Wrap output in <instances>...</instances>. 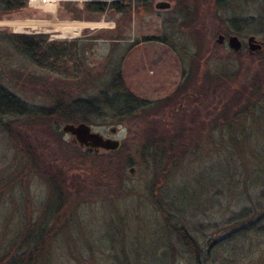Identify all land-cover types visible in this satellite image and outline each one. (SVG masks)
<instances>
[{
    "label": "rangeland",
    "instance_id": "rangeland-1",
    "mask_svg": "<svg viewBox=\"0 0 264 264\" xmlns=\"http://www.w3.org/2000/svg\"><path fill=\"white\" fill-rule=\"evenodd\" d=\"M161 1L170 6L157 7ZM121 2H132L131 14L86 11L85 0L56 7L27 0L17 12L0 11V83L29 105L96 95L118 69L134 95L154 103L126 122L108 112L86 122L120 140L118 149L97 152L62 131L85 122L79 118L0 119V245L16 236L31 208L33 220L58 219L49 264H198L173 223L199 242L202 264H264V233L256 229L212 251L209 243L264 213V109L241 107L264 81V55L246 45L249 35L264 41V0H151L148 10ZM55 23L79 31L63 35ZM235 29L244 40L238 51L218 42L219 33ZM37 33L79 39L81 70L39 68L9 39ZM27 145L40 161L17 178ZM53 170L65 199L52 187Z\"/></svg>",
    "mask_w": 264,
    "mask_h": 264
},
{
    "label": "trees",
    "instance_id": "trees-1",
    "mask_svg": "<svg viewBox=\"0 0 264 264\" xmlns=\"http://www.w3.org/2000/svg\"><path fill=\"white\" fill-rule=\"evenodd\" d=\"M27 0H0V11L3 14H12L26 7ZM142 5L146 10L152 7L151 0H135ZM85 10L95 13L103 14L108 10H113L117 13L131 14L132 2L124 4L121 0H85ZM241 23H246L238 19ZM237 25V24H236ZM232 32L239 33L238 29ZM9 39L15 49L24 55L30 62L39 68L56 73L69 72V75H75L81 70L82 65L77 64L76 57L79 56L82 44L79 39L76 40H51L46 34H10ZM71 63V64H70ZM74 67L72 70V65ZM264 67V63L261 65ZM75 72L74 74L71 73ZM259 84L258 82H254ZM251 98V99H250ZM250 103L241 106L244 110L254 112L256 110L264 109V81L261 82V87H255L250 97ZM153 102L144 100L134 95L126 86L121 70H116L111 79L104 87L100 88L96 95L90 97H79L70 103L57 102L50 108H36L29 105L14 91L0 83V119L7 118L8 120L50 118L59 116L60 118H74L89 122L94 116L102 117V114L109 113L113 119H118L120 122H126L129 117H136V114L148 109ZM28 159L22 163L20 174L17 178H22L27 175L34 167L37 170L38 161L40 157L32 155L30 147L26 146ZM89 153V152H88ZM87 153V154H88ZM37 159V162H36ZM172 160L173 158L170 157ZM52 179V187L60 191L62 195H67L63 189V182L56 180L59 172L53 170L50 172ZM56 180L57 182H55ZM261 186V193L264 196V179L258 180ZM3 183V182H2ZM0 185V192L3 190ZM64 191V192H63ZM157 193V190L155 191ZM57 203V201H56ZM67 204V199L57 206L58 210L62 205ZM48 205V204H47ZM55 202L50 206V211L55 208ZM27 221H24L23 226L18 229L16 236L8 241L6 244L0 245V264H49L48 260L52 247L55 243L53 233L56 231V224L58 219L33 220L31 208L28 210ZM53 211V210H52ZM52 213V212H51ZM50 213V214H51ZM164 215H167L163 211ZM245 214V213H244ZM166 217V216H165ZM246 220V219H245ZM242 220L239 223H242ZM245 225L235 228L224 237L222 240L215 239L209 241L211 251L218 247L222 241L233 239L238 236L240 232H247L252 229L264 233V225L258 226L260 222H264V213L254 222L247 219ZM250 221V223H248ZM256 222V223H255ZM244 224V223H242ZM172 227L176 231L179 239L184 246L189 250L198 264H202L201 250L199 242L191 235L186 226L178 223H173ZM53 238L54 243H49ZM49 261V262H48Z\"/></svg>",
    "mask_w": 264,
    "mask_h": 264
},
{
    "label": "water",
    "instance_id": "water-1",
    "mask_svg": "<svg viewBox=\"0 0 264 264\" xmlns=\"http://www.w3.org/2000/svg\"><path fill=\"white\" fill-rule=\"evenodd\" d=\"M156 6L159 8H168L170 4L168 2H157ZM224 39V35L219 34L218 42H222ZM228 45L231 49L238 51L241 49L242 44L239 38L236 35H230L228 38ZM249 47L250 50H256L260 48L261 45L255 41L254 36L249 37ZM62 131L65 133L71 134L75 141L78 142L81 146H85L89 148V150H98V149H105V150H116L120 147L121 143L120 140L111 138V137H104L102 133L99 131H95L93 126L87 124L86 122H79V123H65L62 127ZM111 132L115 134L116 128H112Z\"/></svg>",
    "mask_w": 264,
    "mask_h": 264
},
{
    "label": "flooded vegetation",
    "instance_id": "flooded-vegetation-1",
    "mask_svg": "<svg viewBox=\"0 0 264 264\" xmlns=\"http://www.w3.org/2000/svg\"><path fill=\"white\" fill-rule=\"evenodd\" d=\"M219 34H221V33H219ZM219 34H218V36H219ZM222 35H224V34H222ZM230 35H236L238 38H239V40L241 41V44H242V47H241V49L240 50H242L243 49V47H244V40L241 38V36H240V33H236V32H231V33H229V34H227V35H224V39H223V41L222 42H220V43H223V42H225V41H227L228 42V38H229V36ZM250 36H254L255 37V41L256 42H258L260 45H261V47L260 48H257L256 50H253V51H251L250 50V47H249V37ZM247 49H248V52L250 53V54H256V55H259V56H263L264 55V41H262V40H258L257 38H256V36L255 35H249L248 37H247ZM233 50V49H232ZM182 97V100L184 99V96H181ZM182 105V104H181ZM180 105V106H181ZM104 137H109V136H104ZM88 150H89V148H87ZM100 149H98V150H89V151H99Z\"/></svg>",
    "mask_w": 264,
    "mask_h": 264
},
{
    "label": "bare ground",
    "instance_id": "bare-ground-1",
    "mask_svg": "<svg viewBox=\"0 0 264 264\" xmlns=\"http://www.w3.org/2000/svg\"><path fill=\"white\" fill-rule=\"evenodd\" d=\"M10 24H16V30H22L23 29V25L24 23H15V22H8ZM25 24H32L33 26H36L34 23L32 22H27ZM88 24L91 25H97L99 23L96 22H88ZM55 26L60 28L63 31V35H66L68 32H73L74 34H77L79 31V28H75L74 26L71 25H67L65 23H55Z\"/></svg>",
    "mask_w": 264,
    "mask_h": 264
},
{
    "label": "built area",
    "instance_id": "built-area-1",
    "mask_svg": "<svg viewBox=\"0 0 264 264\" xmlns=\"http://www.w3.org/2000/svg\"><path fill=\"white\" fill-rule=\"evenodd\" d=\"M60 0H28L29 6H57Z\"/></svg>",
    "mask_w": 264,
    "mask_h": 264
}]
</instances>
